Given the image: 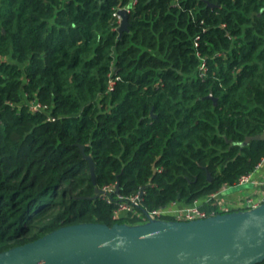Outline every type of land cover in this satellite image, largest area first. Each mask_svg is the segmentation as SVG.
I'll return each mask as SVG.
<instances>
[{
	"label": "trees",
	"instance_id": "16d2710c",
	"mask_svg": "<svg viewBox=\"0 0 264 264\" xmlns=\"http://www.w3.org/2000/svg\"><path fill=\"white\" fill-rule=\"evenodd\" d=\"M263 132L264 0H0V252L234 186Z\"/></svg>",
	"mask_w": 264,
	"mask_h": 264
},
{
	"label": "water",
	"instance_id": "95a60500",
	"mask_svg": "<svg viewBox=\"0 0 264 264\" xmlns=\"http://www.w3.org/2000/svg\"><path fill=\"white\" fill-rule=\"evenodd\" d=\"M120 12L123 32L128 29V11ZM207 98L217 101L213 95ZM253 139H264V132L248 137L245 144ZM85 157L96 183L95 162L92 156ZM119 188L117 184V193ZM102 194L104 190L96 187L92 198ZM263 261L264 202L254 208L193 220L149 218L135 224L66 225L0 252V264H259Z\"/></svg>",
	"mask_w": 264,
	"mask_h": 264
},
{
	"label": "built area",
	"instance_id": "2783aa9c",
	"mask_svg": "<svg viewBox=\"0 0 264 264\" xmlns=\"http://www.w3.org/2000/svg\"><path fill=\"white\" fill-rule=\"evenodd\" d=\"M126 9L129 10L127 7L120 8L119 10H116L114 13V16L117 17L118 22L121 24L123 21V16L121 14V10ZM204 68V67H203ZM48 106L38 102V101H32L30 103V108L32 111H38L40 109H46ZM50 119L54 120L55 118L50 117ZM264 160V159H263ZM252 177L251 174H246L240 177L238 183L243 184L250 181ZM234 185V186H236ZM102 190H104V198L108 202H112L111 194L116 191V185H108L105 186ZM221 191V190H220ZM220 191L212 193L205 197L206 202H210L211 200L216 197ZM118 199L116 201L117 207L114 211L113 218L117 219L121 213L127 212L128 214H131L132 217H138L140 218V222H145L149 218H156V219H175V220H193L198 218H204L208 217L210 215L216 214L217 212L213 209L211 212H208L205 208H203V202L201 199H197L193 204L186 205L183 207H176L177 202H174L168 206L156 208L153 210H145L142 209V196L141 193L131 196V197H125L122 195H118ZM246 202V208H254L264 202V191L261 193V195L258 198H255L254 196H248L245 198ZM221 211V209H219ZM228 209L221 211V212H227ZM219 213V212H218Z\"/></svg>",
	"mask_w": 264,
	"mask_h": 264
},
{
	"label": "crops",
	"instance_id": "0c3cea01",
	"mask_svg": "<svg viewBox=\"0 0 264 264\" xmlns=\"http://www.w3.org/2000/svg\"><path fill=\"white\" fill-rule=\"evenodd\" d=\"M247 187L244 190L235 191L233 193L226 194V189L230 186H225L220 193L214 197L210 202H206L205 198H201L203 206L217 207L224 211L236 209H245V198L248 196H254L258 198L264 191V160L256 167V170L252 173L250 181L247 182ZM188 204L177 202L176 207H183Z\"/></svg>",
	"mask_w": 264,
	"mask_h": 264
},
{
	"label": "rangeland",
	"instance_id": "374dc122",
	"mask_svg": "<svg viewBox=\"0 0 264 264\" xmlns=\"http://www.w3.org/2000/svg\"><path fill=\"white\" fill-rule=\"evenodd\" d=\"M247 183L231 186L226 189V194L233 193L235 191L244 190L247 187Z\"/></svg>",
	"mask_w": 264,
	"mask_h": 264
}]
</instances>
